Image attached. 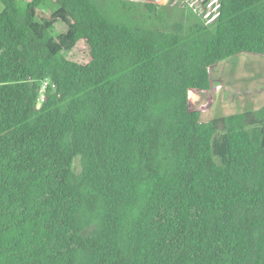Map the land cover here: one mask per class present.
I'll return each mask as SVG.
<instances>
[{
    "label": "trees",
    "instance_id": "trees-1",
    "mask_svg": "<svg viewBox=\"0 0 264 264\" xmlns=\"http://www.w3.org/2000/svg\"><path fill=\"white\" fill-rule=\"evenodd\" d=\"M241 52L264 0H0V264H264V103L189 94Z\"/></svg>",
    "mask_w": 264,
    "mask_h": 264
},
{
    "label": "rangeland",
    "instance_id": "rangeland-1",
    "mask_svg": "<svg viewBox=\"0 0 264 264\" xmlns=\"http://www.w3.org/2000/svg\"><path fill=\"white\" fill-rule=\"evenodd\" d=\"M189 1L177 0L176 3L186 4ZM64 31L66 25L59 23L54 34ZM68 56L78 59L80 52L72 50ZM210 75V90L189 91L192 104L200 109L202 118L225 116L264 103V53L241 52L223 59L210 69ZM226 86L233 91L227 90Z\"/></svg>",
    "mask_w": 264,
    "mask_h": 264
},
{
    "label": "built area",
    "instance_id": "built-area-1",
    "mask_svg": "<svg viewBox=\"0 0 264 264\" xmlns=\"http://www.w3.org/2000/svg\"><path fill=\"white\" fill-rule=\"evenodd\" d=\"M25 2H29L31 0H24ZM135 2L142 3H153L156 5H168L175 4L177 0H129ZM219 0H191L184 5H192L195 9L204 15V17L212 22L216 18L217 10H218ZM44 88L41 90V96H43Z\"/></svg>",
    "mask_w": 264,
    "mask_h": 264
}]
</instances>
